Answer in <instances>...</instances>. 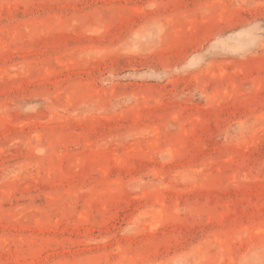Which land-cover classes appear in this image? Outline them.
Returning a JSON list of instances; mask_svg holds the SVG:
<instances>
[{
  "label": "rangeland",
  "instance_id": "1",
  "mask_svg": "<svg viewBox=\"0 0 264 264\" xmlns=\"http://www.w3.org/2000/svg\"><path fill=\"white\" fill-rule=\"evenodd\" d=\"M0 264H264V0H0Z\"/></svg>",
  "mask_w": 264,
  "mask_h": 264
}]
</instances>
